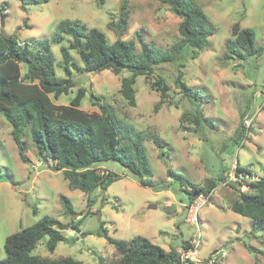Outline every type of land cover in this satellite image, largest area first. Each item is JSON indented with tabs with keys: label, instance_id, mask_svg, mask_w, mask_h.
Listing matches in <instances>:
<instances>
[{
	"label": "rangeland",
	"instance_id": "obj_1",
	"mask_svg": "<svg viewBox=\"0 0 264 264\" xmlns=\"http://www.w3.org/2000/svg\"><path fill=\"white\" fill-rule=\"evenodd\" d=\"M123 1L49 0L28 4L24 9L20 0H0V5L7 7L2 31L7 37L17 35L33 49L42 48L39 41L49 40L66 19L98 28L110 42L118 38L133 42L137 52L142 49L139 34L145 42L162 49H169L180 39L182 19L170 5L159 0H127L129 25L120 33ZM195 1L216 28L209 46L198 58H187L183 67L179 61L164 62L155 67L152 75L138 76L136 106H131L120 92L121 78L130 73L117 75L110 69L88 72L72 68L75 87L55 99L57 103L69 104L78 89L86 87L84 110L99 111L91 93L111 104L119 119L145 136L144 147L153 175L144 179L151 181L153 187L143 185L139 176L110 160L99 164L100 170L114 172L119 179L106 191L86 194L71 189L63 172L49 167L51 159L39 153L28 130L22 138L29 161L22 160L12 126L0 113V260L7 256L6 237L44 215L65 223L82 219V223L79 229H65L66 240L53 252L48 250L49 236H45L34 250L41 256H72L85 264L116 262L115 246L97 233L103 227L116 240L141 235L166 250L181 248L196 234L195 227L185 221L186 213H182V201H188L184 188L190 186L188 182L204 184L223 174L224 179L218 181L210 202L200 212L202 243L198 257L207 260L216 251L224 250L226 255H219L218 264H255V259L264 264V228L256 229L253 219L231 209L240 197L235 186L244 192L253 191L248 185L242 189V184L225 183V174L238 163L253 174V180L264 177V0ZM235 23L254 29L256 46L262 47L260 53L245 59L230 53L227 42L235 40ZM68 43L69 36L60 43L51 42L57 62L62 60L61 47ZM73 55L82 66L78 54L73 51ZM22 70H26L25 63ZM180 70L183 80L199 91L197 98H189L180 90L176 83ZM56 72L57 76L66 77L63 68L57 66ZM157 76L165 77L170 87L166 99L150 86ZM183 114L186 115L182 119ZM195 114H202L207 120L198 125ZM155 137L164 144V154L155 144ZM168 170L180 176H169ZM62 195L72 201L75 215L65 212ZM247 246L257 251L250 252Z\"/></svg>",
	"mask_w": 264,
	"mask_h": 264
},
{
	"label": "trees",
	"instance_id": "obj_2",
	"mask_svg": "<svg viewBox=\"0 0 264 264\" xmlns=\"http://www.w3.org/2000/svg\"><path fill=\"white\" fill-rule=\"evenodd\" d=\"M20 1L25 9L28 4L49 0ZM159 1L170 5L173 12L182 19L179 24L180 39L169 49H162L145 42L139 34L142 46L140 52L135 50L133 42L121 38L110 42L107 35L98 28H90L80 20L71 19L61 21L49 40H40L42 48L33 49L29 42L22 43L17 35L7 37L3 34L1 18L5 17L7 7L0 5V113L12 126V136L23 161H29L22 138L24 131L28 130L39 153L51 159L49 167L62 171L71 189H80L86 194L99 189L106 191L119 179V175L114 172L100 170L99 164L110 160L119 162L139 176L143 185L154 186L151 181L144 179L145 176L153 175L144 147L145 136L119 119L111 104L91 93L93 105L98 106L99 111L84 110L82 102L87 96L86 87H80L69 104L57 103L55 99L69 94L75 87L76 82L71 77L72 68L88 72L110 69L117 75L123 71L130 73L121 78L120 92L131 106H136L135 84L138 76L152 75L155 67L164 62L179 61L183 67L187 58H198L201 51L209 46V38L216 31L205 9L195 0ZM127 7L128 2L125 0L118 26L120 33L128 29L130 13ZM66 36H69V43L61 47L62 60L57 62L51 52V42L60 43ZM233 36L235 40H229L227 46L230 53L240 59L261 52L262 47L256 46L254 29L243 28L235 23ZM73 51L82 60V66L74 61ZM23 63L26 64L24 72ZM57 66L63 68L66 77L57 76ZM183 75L180 70L176 78L180 90L189 98H197L199 91L188 85L183 80ZM150 86L159 91L163 99L169 96L170 87L165 77L157 76L150 82ZM158 108L159 104L156 105V109ZM185 115L183 114L182 119ZM202 120H207V117L202 114L194 115L196 124L200 125ZM242 133L243 130H240L241 136ZM154 142L164 154L161 140L155 137ZM238 169L245 170L239 163ZM168 172L169 176L176 174L172 170ZM223 179L221 174L217 179H209L204 184L188 182L189 187H185V181H182L181 186L185 187L188 200L186 205L191 204L202 193L213 192L218 181ZM235 188L240 197L232 203L231 209L253 219L256 229L264 228V177L249 182V189L253 193L244 192L236 186ZM60 199L67 214L77 213L69 197L62 195ZM37 211L38 207L35 206L34 213ZM81 223L82 219L65 223L44 215L35 223L6 237L7 256L0 260V264H85L72 256L52 258L34 253L45 236H49L46 244L48 250L55 251L58 244L66 240L63 231L70 227L79 229ZM97 233L105 236L115 246L118 254L116 262L103 260L101 264H176L180 250L185 246L183 244L181 248L166 250L141 235L130 240H116L104 227ZM247 248L250 252L257 251L255 247ZM255 264H260L258 259H255Z\"/></svg>",
	"mask_w": 264,
	"mask_h": 264
},
{
	"label": "built area",
	"instance_id": "obj_3",
	"mask_svg": "<svg viewBox=\"0 0 264 264\" xmlns=\"http://www.w3.org/2000/svg\"><path fill=\"white\" fill-rule=\"evenodd\" d=\"M253 174L246 170H239L238 165L232 166V168L225 174V183H239L242 184V189L249 188L248 180H253ZM257 180V179H255ZM210 194H200L191 204L185 207V221L192 224L196 229L195 237L187 242L184 247L181 248L178 262L176 264H216L219 255L225 256L226 251H216L207 260H201L198 256L200 253V246L202 243V227L200 223V212L210 202Z\"/></svg>",
	"mask_w": 264,
	"mask_h": 264
},
{
	"label": "crops",
	"instance_id": "obj_4",
	"mask_svg": "<svg viewBox=\"0 0 264 264\" xmlns=\"http://www.w3.org/2000/svg\"><path fill=\"white\" fill-rule=\"evenodd\" d=\"M215 191V190H214ZM213 191V192H214ZM158 193H162V191H157ZM212 195H213V193H212ZM212 197V196H211ZM183 202V201H182ZM183 206L184 207H182V213H185V207H186V203L185 202H183Z\"/></svg>",
	"mask_w": 264,
	"mask_h": 264
},
{
	"label": "water",
	"instance_id": "obj_5",
	"mask_svg": "<svg viewBox=\"0 0 264 264\" xmlns=\"http://www.w3.org/2000/svg\"><path fill=\"white\" fill-rule=\"evenodd\" d=\"M4 24H5V17L2 16V18H1V25L4 26Z\"/></svg>",
	"mask_w": 264,
	"mask_h": 264
}]
</instances>
